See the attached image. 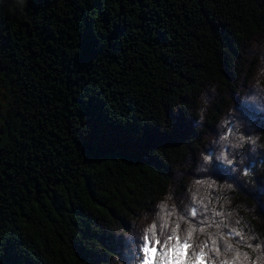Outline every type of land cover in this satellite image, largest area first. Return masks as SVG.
I'll return each mask as SVG.
<instances>
[{
    "label": "trees",
    "instance_id": "obj_1",
    "mask_svg": "<svg viewBox=\"0 0 264 264\" xmlns=\"http://www.w3.org/2000/svg\"><path fill=\"white\" fill-rule=\"evenodd\" d=\"M162 202L264 264V0H0V264H138Z\"/></svg>",
    "mask_w": 264,
    "mask_h": 264
},
{
    "label": "snow or ice",
    "instance_id": "obj_2",
    "mask_svg": "<svg viewBox=\"0 0 264 264\" xmlns=\"http://www.w3.org/2000/svg\"><path fill=\"white\" fill-rule=\"evenodd\" d=\"M227 123V121L225 122ZM232 129H228V133H231ZM228 133L221 136V141L228 142ZM236 143L232 144L233 148L241 147L245 141V136L239 135L234 136ZM251 143H255L254 140H251ZM222 156L227 159L225 153H221ZM205 163L212 159L211 153L209 155H205L203 157ZM228 163L231 164L232 160H228ZM249 172L245 170L244 175H248ZM208 184V187H214V181H201L197 180L196 184ZM228 187H231L229 185ZM171 199V197H169ZM193 202L201 204L205 210H207V205H203V201H197L195 194L193 195ZM160 211L157 213V221H160L159 225L157 222H153L147 228L144 229L143 236L141 237V242L139 244L138 253H137V261L138 264H215L214 258H209V253L214 252L215 257L218 258L221 255H227L228 253H232V259H225L220 262V264H235V261L240 257H243L244 260L249 259L248 253H241L239 250L233 248L231 243H228V239L230 237H240L241 240H245V235L241 230L233 227L230 229L229 233L225 235H220V239L224 240V246L221 249L217 246V239L215 235L209 234L208 239L211 241V245L207 242H202L200 245H196V247L200 248L199 252L192 251L190 253L186 252L187 249H192L193 244L189 241L192 240L194 232H205L204 227L197 228L195 224L191 223L187 217L185 216H177V222L174 227H170L169 218L177 215L176 209L173 206L171 210H168V205L165 203H161L159 205ZM189 215L191 217H195L197 215V209L192 207L189 209ZM214 215L220 216L222 212H215ZM180 222L188 223L189 227L186 230V235L181 237L180 232ZM201 224L206 223V221H200ZM215 221L208 223V227H211ZM240 221L237 220L236 224H239ZM223 224V221H220L217 224V228ZM227 227V225H223ZM159 229V230H158ZM170 233V234H169ZM161 237H166L161 239ZM255 239L254 236H247V240ZM249 248H252L253 251H258L262 248L261 244H247ZM205 249H208L206 252ZM264 258V252H261L260 256L257 259ZM252 264H256V261H252Z\"/></svg>",
    "mask_w": 264,
    "mask_h": 264
}]
</instances>
